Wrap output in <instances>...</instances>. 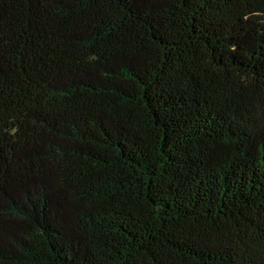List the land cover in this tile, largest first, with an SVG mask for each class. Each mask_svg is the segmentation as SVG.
I'll list each match as a JSON object with an SVG mask.
<instances>
[{
	"label": "trees",
	"instance_id": "1",
	"mask_svg": "<svg viewBox=\"0 0 264 264\" xmlns=\"http://www.w3.org/2000/svg\"><path fill=\"white\" fill-rule=\"evenodd\" d=\"M0 264H264V0H0Z\"/></svg>",
	"mask_w": 264,
	"mask_h": 264
}]
</instances>
